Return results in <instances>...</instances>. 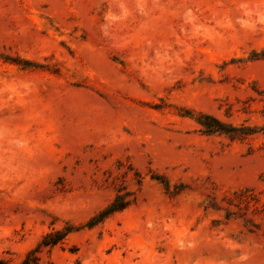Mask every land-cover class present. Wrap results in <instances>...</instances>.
Returning <instances> with one entry per match:
<instances>
[{
    "label": "rangeland",
    "instance_id": "obj_1",
    "mask_svg": "<svg viewBox=\"0 0 264 264\" xmlns=\"http://www.w3.org/2000/svg\"><path fill=\"white\" fill-rule=\"evenodd\" d=\"M56 231L39 264H264V0H0V260Z\"/></svg>",
    "mask_w": 264,
    "mask_h": 264
},
{
    "label": "trees",
    "instance_id": "obj_2",
    "mask_svg": "<svg viewBox=\"0 0 264 264\" xmlns=\"http://www.w3.org/2000/svg\"><path fill=\"white\" fill-rule=\"evenodd\" d=\"M126 206V203L123 204H117L114 203L105 213V215H108L114 211L121 210ZM68 231L62 232V231H56L55 235L57 237L53 240L48 241L47 238L44 240L40 245H38L36 248L32 249L27 257L22 261L21 264H39L40 257L36 255L37 252L41 250L42 246H53L56 243H58L61 239L64 238V236L67 234ZM51 235V234H50ZM49 237V235L47 236ZM0 264H9L7 261L1 259Z\"/></svg>",
    "mask_w": 264,
    "mask_h": 264
}]
</instances>
